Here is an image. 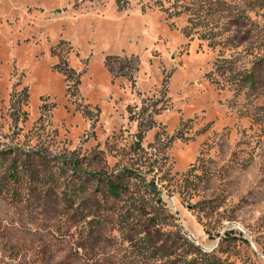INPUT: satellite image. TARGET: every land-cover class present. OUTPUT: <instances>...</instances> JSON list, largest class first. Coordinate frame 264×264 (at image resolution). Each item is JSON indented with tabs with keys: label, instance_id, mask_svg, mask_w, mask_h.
I'll return each mask as SVG.
<instances>
[{
	"label": "rangeland",
	"instance_id": "1",
	"mask_svg": "<svg viewBox=\"0 0 264 264\" xmlns=\"http://www.w3.org/2000/svg\"><path fill=\"white\" fill-rule=\"evenodd\" d=\"M245 1L0 0V264H121L101 182L169 167L158 190L183 232L264 264V67L236 91L264 18Z\"/></svg>",
	"mask_w": 264,
	"mask_h": 264
},
{
	"label": "trees",
	"instance_id": "2",
	"mask_svg": "<svg viewBox=\"0 0 264 264\" xmlns=\"http://www.w3.org/2000/svg\"><path fill=\"white\" fill-rule=\"evenodd\" d=\"M117 3H121L120 0H117ZM244 4L246 10L249 11L263 10L264 18V0H246ZM256 26L259 27V25ZM257 41L260 48H264L263 26L257 31ZM254 51L255 49L253 52L251 51L256 59L252 63L253 69L243 71V77L241 76L236 91L256 85L254 70L264 67V52L260 55L257 52L259 47L256 52ZM230 70L231 73H234V69ZM20 167L15 156L12 163L4 170L8 173L7 176L14 188L12 198L21 195L19 193L20 173L18 170ZM199 171L202 173L199 174ZM171 172V168H167L157 178L158 181L155 177L151 179H147L145 176L136 177L134 178L136 183L133 186L128 182L129 175L125 176L124 174L106 177L101 182L106 186V197L113 199L119 205L116 215V231L125 244L121 264H234L221 243L211 251L205 250L183 232L177 214H170L165 209V203L158 186H164L167 177H170L169 181L171 182L176 179L178 175H172ZM206 176L207 173H204V169H199L198 161L197 165H193L181 177L180 181L184 183L185 189L191 183L193 190L198 191ZM96 177L95 175L94 178ZM171 182H169L170 186H175L178 183V181ZM37 185H39L38 182L29 181L25 187L26 192L32 194L37 189ZM0 192H6L1 185ZM63 201L66 205L71 199L65 197ZM201 204L202 201L197 203V205ZM231 233H227L226 236Z\"/></svg>",
	"mask_w": 264,
	"mask_h": 264
}]
</instances>
